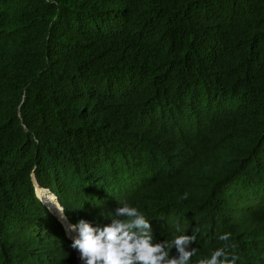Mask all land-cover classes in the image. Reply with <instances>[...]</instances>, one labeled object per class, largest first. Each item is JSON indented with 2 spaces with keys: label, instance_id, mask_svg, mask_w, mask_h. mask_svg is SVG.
Here are the masks:
<instances>
[{
  "label": "trees",
  "instance_id": "trees-1",
  "mask_svg": "<svg viewBox=\"0 0 264 264\" xmlns=\"http://www.w3.org/2000/svg\"><path fill=\"white\" fill-rule=\"evenodd\" d=\"M33 179L72 222L118 196L194 262L230 233L264 264V0H0V264L61 231Z\"/></svg>",
  "mask_w": 264,
  "mask_h": 264
},
{
  "label": "clouds",
  "instance_id": "clouds-1",
  "mask_svg": "<svg viewBox=\"0 0 264 264\" xmlns=\"http://www.w3.org/2000/svg\"><path fill=\"white\" fill-rule=\"evenodd\" d=\"M36 186L49 190L54 200L43 201L37 193L39 201L48 211L61 222L59 225L48 223L37 230L27 227L24 235L26 241L33 243L31 253L39 252L40 264H235L238 256L234 250L237 245L231 243V234L224 233L218 236L222 246L216 248L210 258L200 259L198 262L190 260L196 253V248L189 246L197 241V233L193 230L191 235L184 232L177 235L171 242H154L152 223L136 207L123 203L120 206L119 197L115 200L116 207L108 220L81 219L72 222L64 212V207L49 188L40 187L33 179ZM184 193L181 199H187ZM112 203V202H110ZM57 211L52 210L51 205ZM19 231V232H21ZM177 226V232H180ZM175 246L177 255L170 256V251ZM42 248L40 250H37ZM18 253L10 260L4 258L3 264H24L26 253L19 247Z\"/></svg>",
  "mask_w": 264,
  "mask_h": 264
},
{
  "label": "water",
  "instance_id": "water-1",
  "mask_svg": "<svg viewBox=\"0 0 264 264\" xmlns=\"http://www.w3.org/2000/svg\"><path fill=\"white\" fill-rule=\"evenodd\" d=\"M49 191V190H48ZM50 192V191H49Z\"/></svg>",
  "mask_w": 264,
  "mask_h": 264
}]
</instances>
